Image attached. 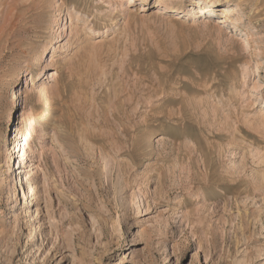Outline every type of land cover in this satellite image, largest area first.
Here are the masks:
<instances>
[{"label": "rangeland", "instance_id": "374dc122", "mask_svg": "<svg viewBox=\"0 0 264 264\" xmlns=\"http://www.w3.org/2000/svg\"><path fill=\"white\" fill-rule=\"evenodd\" d=\"M189 1L0 0V264H264V0Z\"/></svg>", "mask_w": 264, "mask_h": 264}, {"label": "bare ground", "instance_id": "6f19581e", "mask_svg": "<svg viewBox=\"0 0 264 264\" xmlns=\"http://www.w3.org/2000/svg\"><path fill=\"white\" fill-rule=\"evenodd\" d=\"M159 1L162 2L164 0H159ZM42 2L43 1H39L38 9L42 8ZM133 3H134V0H130L129 6H131ZM186 4H188V5H187V8H185L184 10H181L180 8L175 7L173 3H171L169 5H165L164 7H160L158 9L157 16H167L169 14H175V17H177V19L190 20L191 18H196L197 14H200V12L209 13L211 15H214V8L219 7V6L216 5L214 0H190ZM196 9H198L197 14H196V12H194V10H196ZM220 9H221V13H222V15H224L225 19H226V16H228L229 14L234 13V7H231L230 5L221 6ZM200 18H203V17L200 15ZM63 19H64V17H63ZM205 19H208V17L205 18ZM225 19H221L219 23L220 24L225 23V21H224ZM61 25H63L62 29H64V30L68 29L69 32L65 36V43L62 44V45L61 44L58 45V48H64V46L68 45L70 43L71 36L73 37V35L71 33L73 31H75V32L78 31V28H73V25H71V24L68 27H67L66 23H62ZM56 50L57 49L55 48V52H56ZM46 52L48 53L47 56H46L47 61H45L47 63V66H46L47 69L45 71H43L44 72V76L43 77H45L46 75H48V76L50 75V71H48V68H50V66H52L51 65L52 64V60H50L51 59L50 58V53L51 52H49V49H47ZM258 73H259V70H258ZM30 75H31V73H28V72L23 73L22 78L19 81L25 80V83H26V80H27L28 76H30ZM39 75H37L36 77H38ZM24 77H26V78L24 79ZM23 88H24V85L22 86V89L20 91H19L18 87L12 89V96L10 98L13 99V100L16 98V100H15L16 105L20 104V102H19L20 94L23 92ZM254 89H256V86L254 87ZM19 132H20V129L18 128L15 138L18 137ZM14 143H16V141ZM23 143H24L23 144V148L21 149L22 155H21L20 160H19V166L20 167L18 168L20 170L22 169V164L24 163L23 159L26 160V156H27V153H28L27 139H25L23 141ZM15 149H16V147L13 148V150H15ZM21 173H22V171L20 172V174ZM20 179H21V182H23L22 177ZM28 189H29V193L28 194L31 195V196H29V198H32L33 194L35 193L34 186L29 184ZM26 197H28V196L26 194H23V198L26 199Z\"/></svg>", "mask_w": 264, "mask_h": 264}]
</instances>
